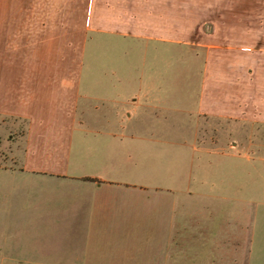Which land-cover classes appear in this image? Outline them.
Wrapping results in <instances>:
<instances>
[{"label": "crops", "instance_id": "0c3cea01", "mask_svg": "<svg viewBox=\"0 0 264 264\" xmlns=\"http://www.w3.org/2000/svg\"><path fill=\"white\" fill-rule=\"evenodd\" d=\"M48 8L0 0V115L25 124L22 169L31 181L23 192L34 202L20 207L40 218L34 226L65 234L39 231L32 246L20 238L16 253L0 258L252 264L253 252L202 249L215 226L186 186L197 161L186 153L185 123L169 120L168 91L154 113L151 102L121 92L120 78H83L88 31ZM198 97L201 106L205 94Z\"/></svg>", "mask_w": 264, "mask_h": 264}, {"label": "rangeland", "instance_id": "374dc122", "mask_svg": "<svg viewBox=\"0 0 264 264\" xmlns=\"http://www.w3.org/2000/svg\"><path fill=\"white\" fill-rule=\"evenodd\" d=\"M24 1L66 10L74 30L85 27L83 78H120L121 92L154 113L168 91L169 120L185 123L197 161L186 186L215 226L202 249L253 252L252 264H264V0ZM24 135L22 120L0 115V255H14L20 238L32 246L39 231L65 234L34 226L40 218L20 207L34 202L23 192Z\"/></svg>", "mask_w": 264, "mask_h": 264}]
</instances>
